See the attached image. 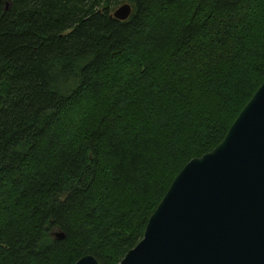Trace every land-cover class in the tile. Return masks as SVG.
Wrapping results in <instances>:
<instances>
[{"label": "trees", "instance_id": "trees-1", "mask_svg": "<svg viewBox=\"0 0 264 264\" xmlns=\"http://www.w3.org/2000/svg\"><path fill=\"white\" fill-rule=\"evenodd\" d=\"M263 84L264 0H0V264H120Z\"/></svg>", "mask_w": 264, "mask_h": 264}, {"label": "water", "instance_id": "water-1", "mask_svg": "<svg viewBox=\"0 0 264 264\" xmlns=\"http://www.w3.org/2000/svg\"><path fill=\"white\" fill-rule=\"evenodd\" d=\"M132 14L125 4L112 18ZM120 264H264V84L224 141L177 176Z\"/></svg>", "mask_w": 264, "mask_h": 264}]
</instances>
